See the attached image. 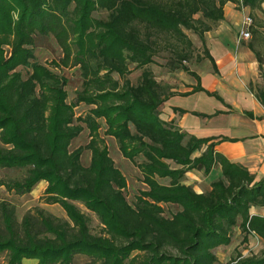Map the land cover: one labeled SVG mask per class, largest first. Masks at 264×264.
I'll return each mask as SVG.
<instances>
[{
  "label": "trees",
  "instance_id": "trees-1",
  "mask_svg": "<svg viewBox=\"0 0 264 264\" xmlns=\"http://www.w3.org/2000/svg\"><path fill=\"white\" fill-rule=\"evenodd\" d=\"M228 3L253 12L262 9L264 0H0V169L26 170L22 180H0V188L23 196L45 181V203L60 204L69 218L37 210L19 222L16 206L0 199L5 264L24 259L73 264L80 255L90 259L87 264H217L214 250L229 245L237 228L242 243L251 235L264 241V217L250 213L264 207V180L257 182L246 167L217 153L218 142L164 121L160 109L175 94L148 68L167 53L169 71L196 77L193 92L205 91L187 65L195 46L186 31L205 44V34L225 20ZM99 12L107 18H96ZM51 34L65 52L62 64L81 71L75 103L68 102L67 80L34 61L36 37ZM248 47L263 72L255 45ZM205 52L197 60L210 59L216 70ZM131 65L143 69L137 84L128 78ZM257 98L264 105V89ZM79 104L93 108L76 117ZM102 120L105 137L115 139L147 187L134 205L125 194L127 179L101 136ZM84 126L89 143L71 151ZM85 150L91 151L88 166L82 163ZM218 167L222 175L208 192L197 193L185 182L188 172L209 175ZM74 202L98 217L100 235ZM163 205L179 211L167 217ZM233 264H264V252L238 254Z\"/></svg>",
  "mask_w": 264,
  "mask_h": 264
},
{
  "label": "crops",
  "instance_id": "crops-1",
  "mask_svg": "<svg viewBox=\"0 0 264 264\" xmlns=\"http://www.w3.org/2000/svg\"><path fill=\"white\" fill-rule=\"evenodd\" d=\"M249 10L246 8L245 11ZM242 23V11L234 3H228L225 20L219 29L206 33L205 44L201 40L217 69L206 58L202 68L191 70L200 77V85L205 91L194 93L198 79L186 73L189 80L183 85L174 86L175 95L162 105L160 111L164 121L173 122L183 132L218 142L215 147L217 153L232 163L246 167L259 182L264 180V105L257 98L260 91L256 85L261 87L262 76L256 55L248 46H240L232 34L237 29L235 26L240 31ZM180 110L185 112L181 113ZM200 155L198 153L195 157ZM196 173L199 177L195 176ZM204 174V171L198 170L188 172L185 182L193 186L197 193H205L211 190L212 182L222 175V171L218 167L209 175ZM194 180L198 181V185ZM39 185V191H45L48 187L45 181ZM250 213L251 216L264 217V207H253ZM242 241L243 235L237 228L232 242L217 248L218 260L231 261L232 264L231 253L241 251L246 246L254 250L255 255L260 250L264 251V241L256 235L249 236L247 243L242 244ZM222 251L225 252L223 257ZM242 256L245 254L242 253ZM22 264H40V261L24 259Z\"/></svg>",
  "mask_w": 264,
  "mask_h": 264
},
{
  "label": "rangeland",
  "instance_id": "rangeland-1",
  "mask_svg": "<svg viewBox=\"0 0 264 264\" xmlns=\"http://www.w3.org/2000/svg\"><path fill=\"white\" fill-rule=\"evenodd\" d=\"M236 5V4H235ZM237 6V5H236ZM238 10L242 11L243 15V21L245 16L249 15L253 20V27L249 28V31L251 32V39L249 40H241L240 39V31L238 32V26H235L234 32L232 34L234 37L238 40V43L240 46H249V44L253 43L255 45V48L257 52H259L260 56L262 57V60L264 61V9H259L255 11H244L237 7ZM108 14L106 12H99L95 14L96 18L99 19H106ZM198 17V16H197ZM221 25V22L213 25V30L211 32H215L219 29ZM243 27V23L241 25L240 30ZM251 27V26H250ZM186 33L189 35L191 40L194 43L195 46V53L192 60L187 64L188 67L192 70H198L203 67L204 61L203 60H197V56H205V47L202 45L200 37L193 33L192 31H186ZM206 35V34H205ZM9 51L8 54H10V49L7 48ZM34 54H35V60L39 64L46 65L52 72L58 74L59 76L65 78L67 80V86L66 90L68 92V102L69 103H75L77 100V92L82 90V77H81V71L77 66H64L62 64V61L65 57V52L63 50V47L61 44L57 41V39L54 37V35L49 36H37L35 39V46H34ZM55 63L60 64L59 66ZM150 68L157 81L161 86L166 87L170 90V92L175 93L173 90L176 89L174 87L176 84L183 85L185 84L186 80H189V76L186 75L183 71H177L174 73H171L169 71V55L167 53H161L159 56L155 58V63L148 66ZM264 68V67H263ZM22 68L18 69L21 70ZM131 74H129L128 78L131 80L133 84H137L141 78L143 69L136 68L135 65L130 66ZM264 70V69H263ZM25 78H27L28 71L22 70ZM260 75L262 76V83L261 87L259 88V85H256V89L258 92L261 89H264V71L260 72ZM115 78L119 79L117 75H114ZM254 86V84H252ZM92 106H87L85 104H79L75 107L76 117L80 116H86L90 110L92 109ZM101 136L105 137V121H101ZM106 143L109 147L110 155L113 158V160L116 163V166L122 171L123 175L127 179V188L125 190V194L127 197V200L131 204H135L137 201V197L140 195L141 192L146 191L147 187L142 182V174L139 170V168L130 162L128 159H126L122 153L119 150V146L114 138L112 137H105ZM90 141V132L89 130L84 126V131L80 134L79 137L73 140L71 145V151H74L80 147L86 146ZM197 152L195 155H197ZM194 155V156H195ZM143 159L138 158V162H141ZM91 161V151L85 150L82 155V163L85 166H88ZM171 166L173 168H177V166L174 163H171ZM26 175L25 169H0V180H22ZM205 175V174H204ZM196 177H199V174H195ZM203 176V175H202ZM195 181V180H194ZM43 182V181H42ZM161 183L168 184L169 180H160ZM198 185V181H195ZM41 183V182H40ZM39 183V184H40ZM37 185L32 192L25 194L23 196H18L13 192H8L5 187L0 188V199L1 200H7L10 203L14 204L16 206V212L19 222H21L24 218V216L31 212L32 214L36 215L37 210H42L45 212V214L52 215L56 218H59L61 220H68V215L64 208L60 204H47L45 203V200L43 199L45 191H39V186ZM205 191V190H204ZM77 206H79L83 212H85L89 218H90V227L92 229V232L94 234L100 235L102 233V226L98 219V217L88 211L82 204L79 202H74ZM165 208V215L167 217H170L171 215L177 213L179 211V208L175 205H163ZM243 244V243H242ZM217 249L214 250L215 254ZM264 251L260 250V252L257 255H261ZM222 257L225 254V252H221ZM245 254L247 257L251 256L254 253V250L250 249V247H243L241 251L234 250L231 253V259L234 260L238 254L242 255ZM89 258L84 255L77 256L74 259L73 264H87L89 262ZM7 261V254L3 253L0 256V264H5ZM217 264H231V261H218ZM233 264V262H232Z\"/></svg>",
  "mask_w": 264,
  "mask_h": 264
},
{
  "label": "built area",
  "instance_id": "built-area-1",
  "mask_svg": "<svg viewBox=\"0 0 264 264\" xmlns=\"http://www.w3.org/2000/svg\"><path fill=\"white\" fill-rule=\"evenodd\" d=\"M242 10L245 11L246 8L242 7ZM252 23H253L252 18L249 15L245 16L244 21H243V27L240 30V39L241 40L251 39L252 36H251V32L249 31V28L252 25Z\"/></svg>",
  "mask_w": 264,
  "mask_h": 264
}]
</instances>
